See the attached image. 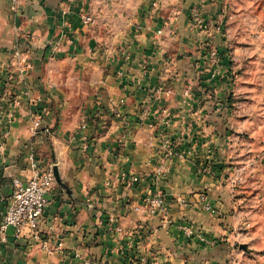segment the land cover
<instances>
[{
	"label": "crops",
	"instance_id": "1",
	"mask_svg": "<svg viewBox=\"0 0 264 264\" xmlns=\"http://www.w3.org/2000/svg\"><path fill=\"white\" fill-rule=\"evenodd\" d=\"M195 8L205 15L213 7L206 0H20L15 9L0 0V222L13 180L31 177L34 152L61 180L40 231L51 246L64 243L48 253L29 234L16 239L9 231L0 264H217L225 255L210 243L226 236V220L200 201L205 195L219 211L229 205L201 170L213 127L202 132L195 112L204 105L187 98L180 69L197 32L189 20ZM60 57L73 67L67 77L53 70ZM83 99L81 121L75 105ZM36 114L42 126L34 132ZM166 142L181 154L158 176ZM133 176L140 182L132 187ZM156 192L167 198L165 211L135 210Z\"/></svg>",
	"mask_w": 264,
	"mask_h": 264
},
{
	"label": "rangeland",
	"instance_id": "2",
	"mask_svg": "<svg viewBox=\"0 0 264 264\" xmlns=\"http://www.w3.org/2000/svg\"><path fill=\"white\" fill-rule=\"evenodd\" d=\"M206 1L213 7L209 14L195 8L189 17L197 32L180 69L187 74V98L204 105L203 112H195L203 120L202 132L213 127L210 139L216 136L217 142L206 143L209 158L201 170L229 195V205L213 214L226 220L227 234L209 243L225 251L217 264H264V0ZM18 50L16 57L22 54ZM64 60L60 57L53 70L67 77L73 67ZM68 81L60 80L61 90ZM87 105L85 99L75 105L81 121ZM166 147L165 157L174 154L170 161L181 154L180 146L166 142Z\"/></svg>",
	"mask_w": 264,
	"mask_h": 264
},
{
	"label": "built area",
	"instance_id": "3",
	"mask_svg": "<svg viewBox=\"0 0 264 264\" xmlns=\"http://www.w3.org/2000/svg\"><path fill=\"white\" fill-rule=\"evenodd\" d=\"M19 1L12 0L15 9L19 5ZM82 20L84 24L91 22L89 16H84ZM16 55L18 56L19 53ZM33 125L34 132H37L41 128L42 116L40 114L34 116ZM1 150L2 144H0V153ZM173 155H168L161 160L157 168L158 176L165 175L169 172L170 156ZM28 162L31 170V177L28 182L25 183L18 178L13 180L14 191L9 202L8 210L0 222V252L7 242L9 231L13 232L16 239H20L29 234L48 253L62 251L64 249V243L62 241L51 246L50 242L42 236L40 231V225L49 204L47 197L56 183L53 169H45L34 152L29 155ZM139 182L140 179L133 176L130 178L128 184L133 187ZM200 201L203 203L204 211L212 214L216 213V210L209 203L205 195L200 196ZM179 203L183 206H188V202L185 199H181ZM167 204L168 201L165 195L158 192L150 193L144 197L140 206L135 207V210L141 211L145 209L149 214H154L158 211H165ZM183 230L187 237L193 235V229L190 225H185ZM87 264L91 263L87 262Z\"/></svg>",
	"mask_w": 264,
	"mask_h": 264
},
{
	"label": "water",
	"instance_id": "4",
	"mask_svg": "<svg viewBox=\"0 0 264 264\" xmlns=\"http://www.w3.org/2000/svg\"><path fill=\"white\" fill-rule=\"evenodd\" d=\"M53 173H54L55 181L60 184L61 180H60V177H59V174L56 168L53 169Z\"/></svg>",
	"mask_w": 264,
	"mask_h": 264
}]
</instances>
